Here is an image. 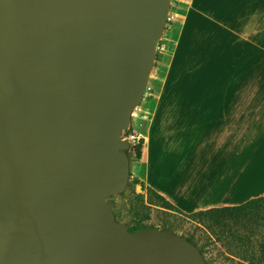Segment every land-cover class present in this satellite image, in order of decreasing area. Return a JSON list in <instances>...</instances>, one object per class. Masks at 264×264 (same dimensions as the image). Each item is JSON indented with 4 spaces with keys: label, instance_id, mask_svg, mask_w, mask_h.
Returning a JSON list of instances; mask_svg holds the SVG:
<instances>
[{
    "label": "water",
    "instance_id": "1",
    "mask_svg": "<svg viewBox=\"0 0 264 264\" xmlns=\"http://www.w3.org/2000/svg\"><path fill=\"white\" fill-rule=\"evenodd\" d=\"M171 0H0V264H207L112 195Z\"/></svg>",
    "mask_w": 264,
    "mask_h": 264
},
{
    "label": "crops",
    "instance_id": "2",
    "mask_svg": "<svg viewBox=\"0 0 264 264\" xmlns=\"http://www.w3.org/2000/svg\"><path fill=\"white\" fill-rule=\"evenodd\" d=\"M177 12L135 127L142 180L185 214L264 196V0H180Z\"/></svg>",
    "mask_w": 264,
    "mask_h": 264
},
{
    "label": "rangeland",
    "instance_id": "3",
    "mask_svg": "<svg viewBox=\"0 0 264 264\" xmlns=\"http://www.w3.org/2000/svg\"><path fill=\"white\" fill-rule=\"evenodd\" d=\"M169 31L165 26L158 41V44H161L165 37L168 39L171 37L167 41L168 51L160 53V47L155 51V54L158 53V57L154 56L151 72L157 74L158 78L166 66L172 46L174 36L168 35ZM158 78L155 77L154 82ZM141 100L137 106L145 107V102H141ZM131 121L133 124V118ZM139 121L141 119L134 120V125L138 130L140 128ZM137 165L138 163L131 162L129 170L135 177L142 179V170ZM131 179L132 177L129 176L126 187L110 197L114 201L113 212L117 221L125 223L129 227L135 225L140 216L147 214L148 218L142 220L144 225L168 229L185 238H190L201 250L207 264H264L261 250L264 236L262 225L256 224L253 220L216 225L208 216H191L160 207L155 205L157 201L154 197L147 198L146 191L139 185L131 184Z\"/></svg>",
    "mask_w": 264,
    "mask_h": 264
},
{
    "label": "trees",
    "instance_id": "4",
    "mask_svg": "<svg viewBox=\"0 0 264 264\" xmlns=\"http://www.w3.org/2000/svg\"><path fill=\"white\" fill-rule=\"evenodd\" d=\"M157 57H158V53L155 54V58ZM142 145H143V138H139V140L136 143L131 142L129 144V147L126 150L127 156L129 158V164L131 162H135V163L139 162L141 157ZM129 176L132 177L130 183L133 185H139L141 189L145 190L147 198L154 197V199L157 201L155 205H158L166 209L178 211L176 207L172 205L169 201H167L164 197L156 193L150 187L146 186L142 179L135 177L131 170H129ZM188 215L198 216V217L208 216L209 219H211L212 222L216 225H225L228 222L242 223L245 220H253L256 224L263 226V232H264V196H257L250 198L238 205L212 207L209 209L199 210L193 213H189ZM146 218H148L147 214L140 216L137 219L135 225L129 226V229L131 231H135L141 227L146 226L142 223V220ZM187 239L192 242L190 238ZM263 248H264V236L261 244L262 251Z\"/></svg>",
    "mask_w": 264,
    "mask_h": 264
},
{
    "label": "built area",
    "instance_id": "5",
    "mask_svg": "<svg viewBox=\"0 0 264 264\" xmlns=\"http://www.w3.org/2000/svg\"><path fill=\"white\" fill-rule=\"evenodd\" d=\"M179 2H180V0H173L170 2V8L168 11L167 21H166V26H167L168 30L175 31L177 16H178L177 8H178ZM158 48H159L160 52H167L168 51V47L164 45V41L161 42V44H157V49ZM155 77L158 78V75L155 73L152 74V72H150L148 81H147L145 89H144L143 97L141 98L142 99L141 102H145L144 104H146V105L151 102V100L154 96V80L153 79ZM146 105H145V107L137 106L133 110V112L131 114V119L133 118V124H132V121H130L129 128L125 132H123V134H122V137H125L129 141V143H131V142L136 143L140 138L138 136L137 129L135 128L134 120L138 121L144 117V115L147 113V111L145 110ZM136 110H139L140 112H137Z\"/></svg>",
    "mask_w": 264,
    "mask_h": 264
}]
</instances>
